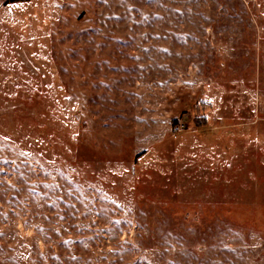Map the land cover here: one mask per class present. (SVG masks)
I'll use <instances>...</instances> for the list:
<instances>
[{
  "label": "rangeland",
  "instance_id": "obj_1",
  "mask_svg": "<svg viewBox=\"0 0 264 264\" xmlns=\"http://www.w3.org/2000/svg\"><path fill=\"white\" fill-rule=\"evenodd\" d=\"M0 264H264V0H0Z\"/></svg>",
  "mask_w": 264,
  "mask_h": 264
}]
</instances>
